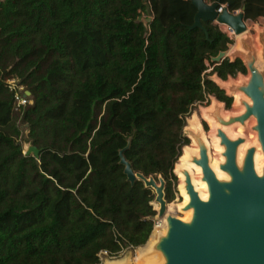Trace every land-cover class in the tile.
Segmentation results:
<instances>
[{
	"label": "trees",
	"instance_id": "obj_1",
	"mask_svg": "<svg viewBox=\"0 0 264 264\" xmlns=\"http://www.w3.org/2000/svg\"><path fill=\"white\" fill-rule=\"evenodd\" d=\"M216 0H205L210 4ZM0 0V264H98L126 245L145 244L154 227L152 190L134 172L171 180L191 106L230 97L221 80L246 67L211 61L231 40L212 23L189 29V0ZM229 12L264 15V0H220ZM17 79L30 92L22 107L23 154L13 119Z\"/></svg>",
	"mask_w": 264,
	"mask_h": 264
},
{
	"label": "water",
	"instance_id": "obj_2",
	"mask_svg": "<svg viewBox=\"0 0 264 264\" xmlns=\"http://www.w3.org/2000/svg\"><path fill=\"white\" fill-rule=\"evenodd\" d=\"M196 9L193 23L189 29L200 28L206 34L203 23H220L230 27L234 35L246 30L244 24V9L232 14L226 7H221L220 0L210 4L205 0H189ZM146 15L151 14L148 0H143ZM144 25L152 20L139 19ZM250 50L245 57L246 68L250 74L246 84L236 86L235 90L243 92L252 102H243L245 110L236 117L223 121L216 116L223 125L234 122L243 124L250 116L256 119L253 129L264 155V72L256 66V59ZM227 58L225 51H220L211 58L219 64ZM28 95L30 92L28 91ZM220 144L224 146V163L220 169L226 172L230 180H218L209 166L206 148L200 143L199 158L193 162L200 166L202 180L207 184L208 198L203 201L191 184L189 175L185 172V189L189 195V202L185 210L192 209L193 214L189 222H184L174 215L166 218L167 232L160 237L155 250L163 256L164 264H264V167L262 175H257L254 169V148L247 149L242 166L236 163L237 147L243 142L242 138L230 140L221 131H217ZM130 141L118 153L119 164L127 181L134 183L141 181L146 188L154 191V203L159 208L155 219L165 215L167 201L165 199V180L162 177H145L134 172L131 164L125 160L123 153L129 148ZM25 156L32 155L38 162L39 150L29 146ZM158 181V182H157ZM126 245L125 248H129Z\"/></svg>",
	"mask_w": 264,
	"mask_h": 264
},
{
	"label": "bare ground",
	"instance_id": "obj_3",
	"mask_svg": "<svg viewBox=\"0 0 264 264\" xmlns=\"http://www.w3.org/2000/svg\"><path fill=\"white\" fill-rule=\"evenodd\" d=\"M246 31V30H245ZM245 31L235 35V39L237 43L233 45L227 52V56H232L233 51L241 50V47L238 44V41L245 36ZM256 40V39H255ZM264 44V40L262 42ZM253 57L255 59L261 60L262 59V49L261 45L254 43V51ZM264 75V74H263ZM250 76V74H249ZM249 76L247 78V82L249 80ZM241 86L246 84V82H221V87L225 88L227 92L231 91L233 85ZM231 95L235 99V107L237 108L236 112H231L224 114L223 110L218 108V104L215 102H211L210 106L206 109L201 111L200 119H203L207 125L210 127L211 133L209 134V139L205 136L204 132H199L200 129V122L199 119L195 115H192L190 120H188L189 125L185 128V130H190L192 132L191 136V144L192 147L185 146L182 150L183 155L179 157L178 163L175 168L176 175L179 177V192L181 197L183 198L181 203L175 204V206H171L172 208L169 209V205L167 204V208L165 211V215L159 219L158 226H154L151 234L149 235L147 241L144 245H142L138 250V255H135L134 258L131 259L133 264H139L140 260L141 264H164L165 260L159 251L155 250V246L160 237L164 236L167 232V222L166 218L169 215H174L178 219L184 222H189L191 220L193 210L187 209L185 210L184 207L189 202V195L185 189V172L189 175L191 184L193 185L194 190L198 193V196L201 200L205 201L208 198V190L207 184L205 181L202 180V171L200 166L196 165L193 160L199 158L200 148L199 145L202 143L207 151V157L209 161V166L211 170L214 172L216 178L218 180L229 181V175L220 169V164L224 163L225 158L223 156L224 146L220 144V138L217 135V131L221 130L228 139L236 140L237 138H242L243 142L240 143L237 147L236 152V163L239 167L242 166L243 159L247 149L254 148V169L257 175H262V170L264 167V155L261 148V145L258 141V136L256 131L253 127L256 124V119L253 116H250L243 124L238 122H234L229 125L221 124L216 116L221 118L223 121H227L230 117H236L242 114L245 110L243 102L248 105H251V100L241 91H231ZM195 114V113H194ZM232 129L236 131L232 132ZM248 131L251 135H244L240 132V130ZM252 130V133L249 130ZM212 148V149H211ZM155 209L158 210V204H154ZM179 212L182 214L183 217H178L177 215L170 213V212ZM185 216V217H184ZM129 257H124L118 260H104L103 264H131Z\"/></svg>",
	"mask_w": 264,
	"mask_h": 264
},
{
	"label": "rangeland",
	"instance_id": "obj_4",
	"mask_svg": "<svg viewBox=\"0 0 264 264\" xmlns=\"http://www.w3.org/2000/svg\"><path fill=\"white\" fill-rule=\"evenodd\" d=\"M222 5L224 7L226 6L225 4H222ZM241 10L242 9L235 10L236 12L234 14H237ZM149 16L152 17V12H151L150 15L142 14L141 15V19H147ZM212 24L216 25L215 23H212ZM244 24H245V27H246L245 36L238 41V44L241 47V50L233 51L232 56H227V58L229 60H234L236 58H240L242 60V62L245 64V57L248 55L250 50L254 51V43H257L258 45H261V49H262V52H263L262 53L263 57H262L261 60L256 59L255 64L259 68V70L264 72V44L262 43L263 40H264V15H263V13H259L258 15H253V16L246 17V19H244ZM217 28L220 31H222V27H218L217 26ZM228 37L231 40V43L227 44V48H226L225 52H227L233 45H235L237 43V41L235 39V35L232 34V35H229ZM206 66H207V69L205 71L206 77L211 79L219 88L224 90L226 96L230 97L231 103H230L229 106H226L225 103L220 102V101L216 100L214 97L210 96L204 102L197 103V104H195V105L190 107L189 113H188V115L185 118V126H184V129H183V135L186 136L189 139V143L187 145H184L181 148V155H183L182 150H183V148L185 146L192 147V144L190 142L191 141L192 132L190 130H185V128L188 127V125H189V122H188V120H190L189 118H191L192 115L196 116V114H197L196 117L199 119L200 126H201L200 129H198V131L199 132L203 131L205 136L207 137V139H209L208 136L211 133L210 127L207 125V123L203 119H200L201 118L200 117L201 111L206 109L211 104V102H215V103L218 104V108L223 110L224 114L231 113V112H236L237 108L235 107V99L232 97V95L230 93L231 91H236L235 90L236 85L234 84L232 86V88H231V91L227 92V90L225 88L221 87L220 83L221 82H226V81H231V82H238L239 81V82H242V83H244V82L247 83V78L249 76V72H248V70L246 68V72L244 74L238 73L235 76H229L226 80H221L216 75H210L211 66H210V63L208 61H206ZM245 67H246V65H245ZM20 115H21L20 112L13 111L12 117H13V119L17 120V124H19L20 129L22 131L18 141L22 145L23 152H25L27 150V148L30 146V144L27 143V141H26L28 131L26 130V125H24V124H22L20 122ZM239 130H240V132L242 134H244L246 136L251 135L248 131H243L241 129H239ZM234 131H236V130L232 129V132H234ZM249 131L252 133L251 129ZM178 160H179V158L177 159V161H176V163L174 165V169H173V174L175 175L176 180H171V183H170V190H171V194H172V200L167 202V204H170L169 205V207H170L169 209L172 208L171 206H173V205L175 206V204L181 203L182 200H183V198L181 197V194L179 192V187H178L179 186V181H178L179 177L176 175V172H175V168H176V165L178 163ZM159 177L160 176H158V178ZM152 193L155 196V193H154L153 190H152ZM154 204L155 203H154V200H153L151 202V205H152L153 209H155ZM170 213H173V214L177 215L178 217H183L182 214L179 213V212H176V210H174V212H170ZM159 223L160 222L158 221V224ZM158 224H156L155 226H158ZM141 246L142 245L137 246V247L123 248L116 256H112V257H107L105 255L104 256L102 255L100 257V261H99L98 264H103L104 260H106V259L118 260V259H121V258H124V257H129L130 261H131V259L134 258L135 255H138L137 250ZM139 260H140L139 264H141V262H142L141 260L142 259H139ZM131 264H133L132 261H131Z\"/></svg>",
	"mask_w": 264,
	"mask_h": 264
},
{
	"label": "built area",
	"instance_id": "obj_5",
	"mask_svg": "<svg viewBox=\"0 0 264 264\" xmlns=\"http://www.w3.org/2000/svg\"><path fill=\"white\" fill-rule=\"evenodd\" d=\"M222 7H224V6L221 5V7L218 9V12H221ZM235 12L236 11H232L231 13L234 14ZM215 24L218 27H222L221 32L226 34L227 37L229 35H232V34L234 35V33L230 27H228L224 24L217 23V22H215ZM6 85H7V88L9 89V91L13 93V111H19L22 107L32 104V100L30 98V95H28V91L26 89H24L23 85L19 84L17 79L11 78V79L6 80ZM158 221L159 220H156L155 216H154V226L156 224H158ZM102 255L107 256V252L101 251L99 253V255H98L99 261H100V257Z\"/></svg>",
	"mask_w": 264,
	"mask_h": 264
},
{
	"label": "flooded vegetation",
	"instance_id": "obj_6",
	"mask_svg": "<svg viewBox=\"0 0 264 264\" xmlns=\"http://www.w3.org/2000/svg\"><path fill=\"white\" fill-rule=\"evenodd\" d=\"M233 97V96H232ZM234 98V97H233ZM210 106V105H209Z\"/></svg>",
	"mask_w": 264,
	"mask_h": 264
}]
</instances>
